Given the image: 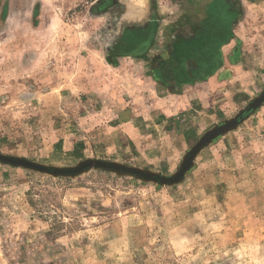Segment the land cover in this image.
I'll list each match as a JSON object with an SVG mask.
<instances>
[{
	"label": "rangeland",
	"instance_id": "1",
	"mask_svg": "<svg viewBox=\"0 0 264 264\" xmlns=\"http://www.w3.org/2000/svg\"><path fill=\"white\" fill-rule=\"evenodd\" d=\"M193 1L0 0V264H264V21L223 112L141 115Z\"/></svg>",
	"mask_w": 264,
	"mask_h": 264
},
{
	"label": "crops",
	"instance_id": "2",
	"mask_svg": "<svg viewBox=\"0 0 264 264\" xmlns=\"http://www.w3.org/2000/svg\"><path fill=\"white\" fill-rule=\"evenodd\" d=\"M184 11L168 15L161 22L164 25L156 32L153 28L150 33L153 36H148L152 54L153 49L162 45L163 39L160 36L157 40L155 33H169L166 42L171 44L175 58L173 64L160 58L157 68L152 73L148 71L151 80L162 84V91L155 104L143 105L141 115L157 121L156 127L188 123L192 116L195 120L204 115L205 123L213 119L216 112H223L228 96L224 86L232 79H240L235 77L239 75L238 67L246 58L260 56L251 45L254 39H247L246 31L259 28L264 21V0H195L190 10ZM188 14L192 15V24L184 26L180 16ZM149 91V87L145 88L143 96ZM131 113L114 123V131L124 130L130 136L131 128L135 129L140 121L133 115L134 109Z\"/></svg>",
	"mask_w": 264,
	"mask_h": 264
}]
</instances>
